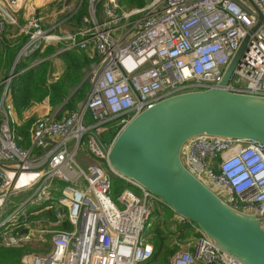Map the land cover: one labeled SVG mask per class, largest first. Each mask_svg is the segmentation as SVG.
I'll return each mask as SVG.
<instances>
[{
    "label": "built area",
    "instance_id": "built-area-1",
    "mask_svg": "<svg viewBox=\"0 0 264 264\" xmlns=\"http://www.w3.org/2000/svg\"><path fill=\"white\" fill-rule=\"evenodd\" d=\"M33 1L0 0V30L5 23L16 24L18 11L25 6L26 23L21 29L27 40L18 58L59 44L55 54L84 50L97 59L85 99L59 116L38 117L29 131V148L18 143L21 137L8 91L13 71L3 80L0 243L19 247L49 236L44 253L24 254L19 264H154V245L144 230L151 225L148 220L159 199L118 175L138 188L140 195L125 187L118 203L112 200L109 193L115 173L93 134L99 138L111 121L121 129L170 95L218 86L257 12L249 0H150L131 9H123L118 0H88L78 29L60 33L53 31L56 25L42 26ZM57 1L66 8L69 0ZM82 1L75 5V13ZM252 1L263 20L226 88L264 96V0ZM84 138L98 158L86 168L75 159ZM103 145L107 149L110 144ZM181 162L229 206L257 216L264 228L263 144L195 135L184 144ZM20 195L24 199L14 203L12 197ZM49 211L52 220L45 216ZM173 220L198 234L175 241L177 248L168 264H244L187 217L175 213ZM35 221L43 225L36 228Z\"/></svg>",
    "mask_w": 264,
    "mask_h": 264
},
{
    "label": "water",
    "instance_id": "water-1",
    "mask_svg": "<svg viewBox=\"0 0 264 264\" xmlns=\"http://www.w3.org/2000/svg\"><path fill=\"white\" fill-rule=\"evenodd\" d=\"M242 39L216 87L183 91L144 109L124 125L106 149L108 167L143 186L172 211L195 222L220 248L244 264H264V228L253 214L229 206L181 162L195 135L227 136L264 145V96L226 88L263 14ZM22 232H27L23 229Z\"/></svg>",
    "mask_w": 264,
    "mask_h": 264
},
{
    "label": "trees",
    "instance_id": "trees-1",
    "mask_svg": "<svg viewBox=\"0 0 264 264\" xmlns=\"http://www.w3.org/2000/svg\"><path fill=\"white\" fill-rule=\"evenodd\" d=\"M86 2L87 0H83L82 5L73 15L75 21L79 22L81 17L86 13ZM119 2H125L127 4H138L136 8H140L145 5V0H119ZM139 3L141 4L139 5ZM52 50L53 48L48 47L43 52L39 50L35 51L33 55H41L43 57ZM60 55L63 56L66 62L67 71L58 81L50 84L49 86H47L49 64L45 61L40 63L35 68H28L25 71L18 73L15 77H12L11 81L9 82L8 91L11 97L13 108L18 115L22 110H24L34 102L41 101L45 96H48L51 105H55L56 103H60L61 101H63L66 93L68 92V88L74 85L80 77H77L78 72H76L77 70H80L79 60L83 58V60H85V64L91 60H89L85 55L77 53L76 50L65 51ZM26 66H28L27 60H21L16 64V70H14L15 72H18L19 69ZM3 88L4 84L2 83L0 84V98ZM68 105L69 102L65 104V107H68ZM107 126L108 130L99 134L101 142L105 145H109L111 143L120 129V127L117 126L114 121L109 122ZM20 130L21 128H18L17 132H19ZM17 134L18 136H20L19 133ZM119 188L120 190L123 189L121 187ZM163 206L165 209L166 217H168V220L174 223L173 217L175 215V212L172 211L169 206L165 204ZM174 224V230L166 221L160 227L158 226L159 224L154 225V233H152L150 237L154 245V254L151 259L154 264H168L169 257L176 250V246L169 244L168 240H170L172 236H176V232L180 231L181 234H177L180 239L190 232L198 234V232H194L191 229L187 230L185 226L176 225V223ZM65 226L67 227L68 225L65 224ZM24 253L20 248H4L0 246V264H19Z\"/></svg>",
    "mask_w": 264,
    "mask_h": 264
},
{
    "label": "crops",
    "instance_id": "crops-1",
    "mask_svg": "<svg viewBox=\"0 0 264 264\" xmlns=\"http://www.w3.org/2000/svg\"><path fill=\"white\" fill-rule=\"evenodd\" d=\"M75 1L76 0H69L66 4V8L64 7V3H61L57 0H34L33 3L37 8L38 15L41 18V23L44 28L49 29L52 26L56 25L53 31L67 33L76 31L80 24V20L79 22L74 20L73 15L75 14V9H73V11H70V9L75 6L80 0H77V2L74 3ZM149 1L150 0L146 2L145 0V5ZM119 4L123 9H131L137 7H127L128 4L120 2ZM24 9L25 6L19 9L16 24L5 23L3 29L0 30V84H2L3 80L11 74V71H13V77H15L18 73H21L28 68H35L40 63L44 62V60H46L45 62H48L49 64L47 74V86H49L50 84L58 81L64 75V73L67 71V65L65 60L61 58L62 56L60 54L59 55L61 57L58 54H54L56 47L55 45H48L40 50L41 52H43L48 47H51L54 50H52L54 52V56L49 55V52L43 57L41 55L31 54L30 56L18 58L20 49L27 40V35L21 29V27L26 23L23 14ZM76 52L85 55L89 60L90 58H93V56L95 57L94 53L91 51L76 50ZM21 60H27L28 66L19 69L18 72H15V66ZM79 69L80 70H77L76 72H78L77 77H80L78 78V80L75 79L77 80L76 83L68 88V92L66 93L65 98L60 103L51 105L48 96H45L41 101L34 102L30 106L22 110L19 115L13 108V118L16 121L15 127L18 126V123L21 122V119H28L31 117L38 118L44 115L59 116L62 113H66L69 109H75L81 102L80 98L84 97L83 92L77 94V90L80 85L86 80L87 75L85 67H81ZM67 102H69V105L68 107H65V104ZM51 214L52 211H49L45 214L48 220L50 217H52Z\"/></svg>",
    "mask_w": 264,
    "mask_h": 264
},
{
    "label": "rangeland",
    "instance_id": "rangeland-1",
    "mask_svg": "<svg viewBox=\"0 0 264 264\" xmlns=\"http://www.w3.org/2000/svg\"><path fill=\"white\" fill-rule=\"evenodd\" d=\"M147 1L148 0H146V2ZM76 2H77V0L74 3H76ZM124 4H127V3L124 2ZM129 4H132V3H129ZM129 4H128L127 7H129V6H134L135 7V6L138 5V4H134V3L132 5H129ZM140 4L141 3H139V5ZM74 8H75V6H73L70 9V11H72ZM56 47H59V44H57ZM56 47H55V50L57 49ZM53 53L54 52L52 51V52L49 53V55H53ZM61 58H63V56ZM90 59H91V61L88 62V63H86V64H85V60H83V58L81 60H79V66H80V68L81 67H85L86 74H87L86 75V80L80 85V87L77 90V94L83 92L84 97L83 98L82 97L80 98L81 102L85 99L86 95L88 94V92L90 90V79L89 78H90V76H91V74H92V72L94 70L95 62H96V59L97 58H96V56L95 57L93 56V58H90ZM44 61H46V60H44ZM85 93H86V95H85ZM36 119L37 118H32V117L31 118H28V119L27 118L26 119H21L20 120L21 122L18 123V126L16 127V131H18V128H21V130L19 132H17L20 135L19 137H21L18 140V142L24 148H29V131L31 129L32 124L34 123V121ZM17 122H18V120H17ZM107 130H108V126L105 129V131H107ZM75 159L84 168H86L89 164H91L93 162H98V160H97L98 158L95 157L89 151V149H88V147L86 145V139L85 138H84V143L80 146L79 150L77 151V153L75 155ZM99 163H100V165H102V163L105 165V162L104 161H99ZM106 164H107V162H106ZM111 183H112V186H111V190H110V193L109 194H110V197L112 198V200L116 201L117 203H118L117 197H118L120 191L122 190V189L120 190L119 187H121V188L128 187L131 190H133L137 195H140V191H139L138 188H136L134 185L126 184L116 174L113 175V177L111 179ZM24 197L25 196L20 195V196L12 197V199L14 200V203L18 204L21 200L24 199ZM163 205L164 204L160 200H158L155 203V210L152 212V214L150 216V219L148 220V222L151 223V225L145 227L144 234L149 233L150 234V237H151L152 233H154V231H153V227H155L154 225L159 224L158 226L160 227L165 221L168 224H170V227L174 230V228H175V224L174 223H176L175 222L176 220L174 219L175 220L174 223L171 222L170 220H168V217H166V215H165V209H164V206ZM52 219H53V216L50 217L49 220H52ZM42 225H43V222L42 221H39V222L35 221L34 222V226L36 228H40ZM194 235H195L194 233H191L190 232L189 234L185 235L183 237V239L186 238V237H189V236H194ZM43 238L45 240H42V241H41V238L32 239L29 242H26L24 244H21L19 247H6V246L2 245L1 243H0V246H2L4 248H20L23 253L25 252L24 254H27V253H30V252L44 253L46 251V248L49 247V236L46 235ZM179 239L180 238L176 234V236H172L170 238V240H168V243L176 246L175 241H179ZM176 248H177V246H176Z\"/></svg>",
    "mask_w": 264,
    "mask_h": 264
}]
</instances>
